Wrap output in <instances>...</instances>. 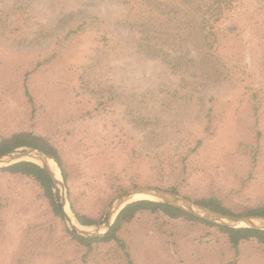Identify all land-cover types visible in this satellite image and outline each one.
Returning a JSON list of instances; mask_svg holds the SVG:
<instances>
[{
	"label": "rangeland",
	"instance_id": "374dc122",
	"mask_svg": "<svg viewBox=\"0 0 264 264\" xmlns=\"http://www.w3.org/2000/svg\"><path fill=\"white\" fill-rule=\"evenodd\" d=\"M136 2L0 0V15L9 6H21L23 13L17 36L0 34L3 73L31 69L37 58L58 48L69 26L88 21L77 40L67 42L63 54L33 78V90L44 104L35 117L48 125L45 134L57 143L72 175L66 184L69 201L72 192L80 211L98 222L124 190L169 185L186 167L187 184L201 195L216 193L236 209L263 205L264 158H253L255 119L246 104L244 64L252 62L247 50L226 42L236 68L228 65V80L209 88L197 74L202 54L195 36L186 39L184 33L180 40H167L160 30L148 32L140 13L155 5ZM14 19L1 21L0 28ZM1 81L0 128L20 123L30 128L35 119L27 98L18 88L17 94L9 88L1 91ZM262 95L264 106V91ZM210 106L221 111L208 137L203 126ZM261 129L260 153L264 122ZM199 139L201 146L190 153ZM119 186L129 187L116 193ZM3 198L0 264H130L115 243L87 251L63 231V226L69 229L65 219H54L50 226L52 212L31 179L1 176ZM130 241L135 264H164L166 246L146 247L138 256L136 236ZM202 241L217 253L197 264H264V254L236 261L224 238L217 241L212 233L205 232Z\"/></svg>",
	"mask_w": 264,
	"mask_h": 264
},
{
	"label": "trees",
	"instance_id": "16d2710c",
	"mask_svg": "<svg viewBox=\"0 0 264 264\" xmlns=\"http://www.w3.org/2000/svg\"><path fill=\"white\" fill-rule=\"evenodd\" d=\"M126 1L137 3L136 0ZM151 1L155 5L151 12L140 11L143 20L142 26L148 32L162 31V35L167 40H180L184 33L187 34L186 39L195 36L198 43L197 48L202 54V58L199 60L202 66L196 67L197 74L204 77L209 88L222 85L228 80V65L236 68L234 65L235 56L225 50L224 44L234 41L236 47L240 46L242 50L243 48L247 50L246 55H250L252 62L250 66L249 63L245 62L244 64L246 67L244 73L247 75L246 81L248 82L246 104L251 115L253 112L255 119L253 129L256 133L257 143L253 158L255 160L263 159L264 151L260 153V149L263 137L261 124L264 122V106L261 103L264 91V0H142V4L150 7L151 3L149 2ZM20 9H22L21 6L19 8L9 6L2 11L0 22L10 17L16 19L4 24L0 28V34L13 37L23 29L21 23L23 13ZM86 24L88 21L77 22L69 26L64 37L58 41V48L54 49L47 57L37 58L31 69L17 67L6 73L0 69L1 91L9 88L17 94L18 88L23 97L27 98L33 119H35L30 128L25 127L23 123L15 128H0V155L19 147H37L56 160L67 185L70 184L72 175L66 168L62 151L53 137L45 134L49 131L48 125L42 122L39 117H35L44 104L40 103L37 93L33 90L35 86L33 78L42 71L44 64L63 54L67 42L72 44L77 40L76 37L84 30ZM222 53L224 56H220ZM200 85H203V82ZM38 91L41 93L40 90ZM219 111L221 108L216 109L214 106H210L204 116L203 132L208 137L214 134ZM201 144L202 139H199L191 148L190 153L196 152ZM182 172L169 185L155 184L153 186L184 195L198 204L226 214L264 216V204L236 209L235 205L226 204L223 198L216 193L201 195L198 191H193L190 183L187 184L186 167ZM4 175L29 178L39 187L52 212L50 226L54 219L64 220L57 207L50 179L41 166L33 162L21 161L1 168L0 178ZM75 178L74 175V183ZM134 185L136 184L132 183L129 186ZM127 187L119 186L115 192H121ZM0 200L2 201L1 206L7 205V203L3 204L7 198ZM70 204L82 224L91 225L96 222L95 219L80 211L72 192H70ZM63 231L90 253L94 251L96 245L115 243L128 257L130 264H135L134 257H136L135 245H132L130 241L131 236H136L138 256L144 252L146 247L154 248L157 244L166 246L167 253H164V264H197L203 256L216 254L217 252L213 251L212 246L203 244L202 237L205 232L212 233L217 241L224 238L226 248L233 253V258L236 261L264 254V230L215 225L173 206L152 200H139L127 205L117 216L108 234L101 239L75 235L66 226H63ZM27 257L31 258L32 255L28 254Z\"/></svg>",
	"mask_w": 264,
	"mask_h": 264
},
{
	"label": "water",
	"instance_id": "95a60500",
	"mask_svg": "<svg viewBox=\"0 0 264 264\" xmlns=\"http://www.w3.org/2000/svg\"><path fill=\"white\" fill-rule=\"evenodd\" d=\"M50 160L55 163L59 177L56 170L50 165ZM21 161L33 162L44 169L50 179L59 211L64 217L70 231L78 236L97 239L105 237L111 230L119 213L127 205L139 200H152L170 205L215 225H222L229 228L264 230L263 215L226 214L198 204L186 196L153 186H135L124 190L110 202L101 220L91 225H84L78 220L71 208L63 173L56 160L37 147L25 146L15 148L0 155V169Z\"/></svg>",
	"mask_w": 264,
	"mask_h": 264
},
{
	"label": "bare ground",
	"instance_id": "6f19581e",
	"mask_svg": "<svg viewBox=\"0 0 264 264\" xmlns=\"http://www.w3.org/2000/svg\"><path fill=\"white\" fill-rule=\"evenodd\" d=\"M50 165L53 167V169L56 170V173H57V175L59 177L58 169L56 168L55 163L52 160H50Z\"/></svg>",
	"mask_w": 264,
	"mask_h": 264
}]
</instances>
